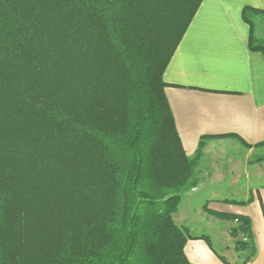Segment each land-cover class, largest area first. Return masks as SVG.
Wrapping results in <instances>:
<instances>
[{"label": "trees", "instance_id": "16d2710c", "mask_svg": "<svg viewBox=\"0 0 264 264\" xmlns=\"http://www.w3.org/2000/svg\"><path fill=\"white\" fill-rule=\"evenodd\" d=\"M202 2L0 0V264H193L174 215L223 135L188 156L163 76Z\"/></svg>", "mask_w": 264, "mask_h": 264}, {"label": "crops", "instance_id": "0c3cea01", "mask_svg": "<svg viewBox=\"0 0 264 264\" xmlns=\"http://www.w3.org/2000/svg\"><path fill=\"white\" fill-rule=\"evenodd\" d=\"M246 7L264 11V0H203L164 72L165 92L189 156L195 154L203 136L229 135L249 145L264 141V53L250 47L251 27L243 17ZM230 156L235 157L216 153L215 160ZM217 162L205 173L199 172L201 187L197 188L209 193L199 213L203 215L200 232L193 233L186 224L189 220L182 207L174 215L176 222L182 216L186 220L182 225L191 230L185 253L193 264H225L220 256L226 254L217 252L212 238L213 224L224 220L213 212L242 215L251 220L257 249L247 264H264V188L252 186L248 169L237 176L228 168L227 178ZM240 174L248 176L249 197L224 196V192H238Z\"/></svg>", "mask_w": 264, "mask_h": 264}, {"label": "rangeland", "instance_id": "374dc122", "mask_svg": "<svg viewBox=\"0 0 264 264\" xmlns=\"http://www.w3.org/2000/svg\"><path fill=\"white\" fill-rule=\"evenodd\" d=\"M252 18H253V23H254L255 37L259 38L261 41L262 40L264 41V12L253 14ZM212 136H218V135H212ZM216 153L217 155L220 153L230 154L233 156L235 155V157L230 156V158L218 160L217 162L215 160ZM195 154L192 156H195ZM208 154H213L212 159L207 158ZM205 156L208 162L204 159ZM216 162L218 163L220 167V170H219L220 173L223 175L225 173V175H227V178H230L228 177V175L230 174L227 171L228 168H231V170L233 171H237L236 172L237 176L239 173H242L243 170L248 169V171L251 172V176L249 179H250V183L252 184V186H255L258 188L259 187L264 188V141L261 143H257L255 145H249L245 143L242 139L230 137L229 135L207 138L205 140V146L202 150L201 157H200L198 166L195 171L196 175L199 176L200 170L201 172L205 173L206 169H210V166L215 167ZM241 176H242L241 177L242 185L241 183L239 184L237 188L238 192L237 193L236 192L231 193L229 191L224 192L222 193L224 196L236 195L235 197H240L243 199H246L249 197V193H247L248 183L246 182L248 181V176H245L244 174H242ZM211 177L214 178V176H211ZM206 178L209 179V177H206ZM220 178L222 179L224 177H220ZM198 186L201 187L200 182ZM195 188H192L189 191L182 194L183 201L181 200V203L177 211V212H180L179 211L180 207H182L183 212L185 213V215L187 216L189 220V223H186V220L184 221L182 216L180 218L177 217V223L180 226H183L182 224L184 223L188 225L190 224V228L192 229V232L198 233L201 230L200 222L203 221V217H202L203 215L199 214L200 209L202 208V205L206 203L205 198L209 193L206 191H200L199 188L197 189ZM228 188H230V186H228ZM250 196H251V193H250ZM244 202H247V201H244ZM215 216H217V218H219L220 220H224V221L216 222V224H213L214 232L212 233V238H213L214 248L217 250V252L221 254H226L225 257L230 261V263L234 264V263H240L244 261L250 252L247 251V252L238 254V252L235 251V248H234L235 242L237 239L231 235V230L234 227H236V225L238 226L239 223L241 222L237 224V222H235L234 219L221 217L219 213ZM190 228L188 229H189V232L191 233ZM227 245L228 247H226ZM229 247L231 249H230V252L227 253L226 250Z\"/></svg>", "mask_w": 264, "mask_h": 264}]
</instances>
